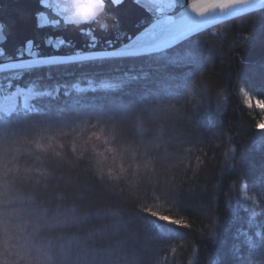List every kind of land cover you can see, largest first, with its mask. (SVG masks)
Returning a JSON list of instances; mask_svg holds the SVG:
<instances>
[{
  "label": "trees",
  "instance_id": "obj_1",
  "mask_svg": "<svg viewBox=\"0 0 264 264\" xmlns=\"http://www.w3.org/2000/svg\"><path fill=\"white\" fill-rule=\"evenodd\" d=\"M192 50L198 65L172 63ZM170 78L186 85L152 94ZM89 80L117 87L76 91L75 83ZM0 83L54 93L34 99L35 112L0 118V261L264 264L248 243L264 238V132L254 126L259 111L243 104L245 93L264 100V9L161 54L1 72ZM98 119L126 151V162L133 156L140 162L138 173L101 180L90 152L71 149ZM44 130L63 149H37ZM226 153L235 165L227 172ZM145 206L191 227L151 220ZM38 213L48 224L34 237Z\"/></svg>",
  "mask_w": 264,
  "mask_h": 264
},
{
  "label": "snow or ice",
  "instance_id": "obj_2",
  "mask_svg": "<svg viewBox=\"0 0 264 264\" xmlns=\"http://www.w3.org/2000/svg\"><path fill=\"white\" fill-rule=\"evenodd\" d=\"M45 2H47V0H45ZM111 3L114 6H119L123 3V0H111ZM48 6L54 8L59 19L65 23L66 13L68 12V0H53ZM150 8L155 14L154 22L151 24V27L148 28L135 43L126 45L122 49H114L106 52V56L138 57L141 55L164 53L180 42L189 40V38L200 33L210 25L220 24L228 18L240 17L247 13L254 12L257 9H264V0H150ZM50 23L57 24L59 20H49L47 16L41 13L39 16L40 26ZM49 43H51V41ZM63 43L64 41H59V44ZM93 46H95V38H93ZM24 51H26L32 59L0 65V72L17 70V74H19L22 71L41 66L63 63L65 60L87 61L94 58L89 55L71 58H40L37 53L33 52L31 41L27 42V48ZM0 55H3L2 51H0ZM200 60V56L192 50L182 55H177L172 63L196 66L200 63ZM8 79L11 80L13 77H8ZM185 85L186 81L184 80L170 78L168 81L161 83L152 94L171 95ZM101 87L113 88L117 87V85L103 84ZM2 90L3 85H0V91ZM88 90L87 88H81L79 86L76 88V91L80 93L87 92ZM92 90L95 91V89ZM53 95L54 93L50 91L39 92L32 88L27 90L17 88L14 92H8L6 95H3L0 105L5 101L10 102L11 108L9 111L11 112L16 109V102L20 99L22 100V108L25 113L35 112L36 109L31 103L34 99L41 96ZM65 95H67V92ZM243 104L249 110L255 107L259 111L260 115L254 126L257 131L264 132V100L259 98L253 99L251 95H245ZM92 128L94 130L88 132L87 135H83L87 129L82 128L81 135L75 137L71 149L74 152L79 150L81 155L85 152H90L93 158V167L99 179L104 180L106 178L109 181H115L126 176L133 168L137 173L139 172L141 166L140 162L135 159V156H133L130 163L126 162V151H121L114 146V133L108 126L102 123L101 119H98V123L92 125ZM54 145L60 149L64 147L57 136L50 134L47 130L41 132L35 144L36 148L43 152L54 150ZM55 155L59 156L61 152L56 151ZM225 158L228 160L231 159L227 153L225 154ZM147 164L148 162H145L144 166L147 167ZM142 212L151 220L163 222L164 225H175L184 229L191 227L183 218H177L172 214H167L153 207L145 206L142 208ZM47 224V219L42 214L38 213L34 226V237L39 234ZM153 227L157 228L159 232L157 224L153 225ZM248 243L251 248L250 254L264 261V238L258 243L251 240L248 241ZM172 251L175 252L176 249ZM0 264H5V262L0 261ZM49 264H51V258H49Z\"/></svg>",
  "mask_w": 264,
  "mask_h": 264
},
{
  "label": "water",
  "instance_id": "obj_3",
  "mask_svg": "<svg viewBox=\"0 0 264 264\" xmlns=\"http://www.w3.org/2000/svg\"><path fill=\"white\" fill-rule=\"evenodd\" d=\"M52 2L53 0H0V51L3 52V55H0V65L32 59L24 51L29 41L32 42L33 52L40 58H71L83 55L93 56L91 60L113 58L105 53L135 43L151 27L155 18L150 8V0H123L119 6H114L111 0H106V11L114 16L116 21L109 20L111 29L105 33L99 31L95 25H82L80 28L66 26L57 16L55 9L48 6ZM41 13L49 20H59V23L40 26ZM234 18L236 17L228 18L222 23ZM220 24L210 25L201 32ZM61 40L64 41L63 44H59ZM78 62L84 61L65 60L59 64ZM8 71L15 70L3 72ZM74 86L80 87L81 84L75 83Z\"/></svg>",
  "mask_w": 264,
  "mask_h": 264
},
{
  "label": "clouds",
  "instance_id": "obj_4",
  "mask_svg": "<svg viewBox=\"0 0 264 264\" xmlns=\"http://www.w3.org/2000/svg\"><path fill=\"white\" fill-rule=\"evenodd\" d=\"M106 0H68V12L66 13L65 25L80 28L82 25H95L101 32L111 29L109 20L116 18L106 11ZM234 151V146L233 149ZM231 160L224 159V170L231 171L234 168Z\"/></svg>",
  "mask_w": 264,
  "mask_h": 264
},
{
  "label": "rangeland",
  "instance_id": "obj_5",
  "mask_svg": "<svg viewBox=\"0 0 264 264\" xmlns=\"http://www.w3.org/2000/svg\"><path fill=\"white\" fill-rule=\"evenodd\" d=\"M0 85H3V90L0 91V101H2L3 99V95H6L8 92H14L17 88H12L11 84H1ZM91 86H94V83H91ZM35 89L36 91H38V89L36 88L35 85H30L27 89ZM25 89V90H27ZM57 89L54 90V92H56ZM47 92H49L47 90ZM245 95H251L250 93L247 94H243V96L245 97ZM244 99V98H243ZM11 108V104L10 102H7L5 101L2 105H0V118H3L5 116H8L10 114H12L13 112H16L18 110H22L23 111V108H22V100L18 99L17 102H16V109L14 111H9V109ZM24 112V111H23ZM257 206L256 203H254V206H253V209H252V217H255L257 214H258V210H254V207Z\"/></svg>",
  "mask_w": 264,
  "mask_h": 264
},
{
  "label": "bare ground",
  "instance_id": "obj_6",
  "mask_svg": "<svg viewBox=\"0 0 264 264\" xmlns=\"http://www.w3.org/2000/svg\"><path fill=\"white\" fill-rule=\"evenodd\" d=\"M90 90H92V89H90Z\"/></svg>",
  "mask_w": 264,
  "mask_h": 264
}]
</instances>
